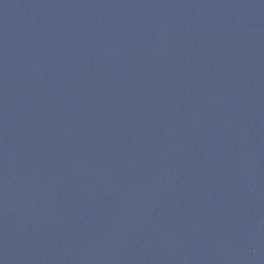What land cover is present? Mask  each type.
Wrapping results in <instances>:
<instances>
[{
	"label": "water",
	"instance_id": "95a60500",
	"mask_svg": "<svg viewBox=\"0 0 264 264\" xmlns=\"http://www.w3.org/2000/svg\"><path fill=\"white\" fill-rule=\"evenodd\" d=\"M0 264H264V190L0 11Z\"/></svg>",
	"mask_w": 264,
	"mask_h": 264
}]
</instances>
